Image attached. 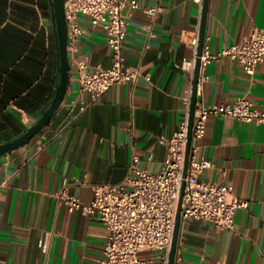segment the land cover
<instances>
[{
    "label": "crops",
    "instance_id": "obj_1",
    "mask_svg": "<svg viewBox=\"0 0 264 264\" xmlns=\"http://www.w3.org/2000/svg\"><path fill=\"white\" fill-rule=\"evenodd\" d=\"M139 1L163 10L133 13L124 52L127 65L152 82L117 84L94 103L71 56L68 93L51 123L0 156V264H101L108 229L81 210L71 212L60 192L90 202L95 185L125 180L136 154L142 168L163 170L168 147L159 138L173 136L186 114L204 0ZM82 19L88 31L75 57L111 67L106 33ZM256 28L264 29V0H210L205 47L222 52ZM45 33L55 42L52 12L40 0H0V145L34 126L58 88L59 61L46 64ZM206 72L198 102L232 103L248 94L264 109V62L254 77L229 57L213 60ZM201 155L214 164L204 178L233 186L251 205L237 211L235 229L198 219L182 224L176 264H264V122L213 117ZM161 253L144 256L159 263Z\"/></svg>",
    "mask_w": 264,
    "mask_h": 264
},
{
    "label": "built area",
    "instance_id": "obj_2",
    "mask_svg": "<svg viewBox=\"0 0 264 264\" xmlns=\"http://www.w3.org/2000/svg\"><path fill=\"white\" fill-rule=\"evenodd\" d=\"M65 6L69 53L79 67L82 89L91 93L94 103L117 84H138L143 80L152 82L150 74L127 65L124 45L133 13L145 9L155 16L163 10L162 7L145 8L139 0H66ZM82 17L88 18L93 28H101L106 33L113 52L111 67L101 64L93 66L89 60L75 57L80 50L81 38L88 31ZM193 44L197 52L190 66L193 75L183 96L185 117L173 136L162 135L159 138L160 143L168 147L163 170L154 172L142 168L141 157L136 154L125 180L117 184L95 185V195L90 202L70 194L66 188L60 192L61 200L71 212L81 210L90 217L98 218L108 229L101 264H169L184 182L182 224L190 219H198L210 222L218 229H235L237 211L251 205L250 200L236 194L233 186L205 179V170L214 164L201 155L203 140L213 117L231 115L242 121L264 122V109L259 108L248 94L239 96L232 103L198 102L188 174L184 176L200 45L199 31ZM221 57L240 62L245 71L254 77L264 62V29H254L249 37L219 53H212L206 46L199 88L210 80L207 66ZM148 251H161V261L156 263L154 259L144 256Z\"/></svg>",
    "mask_w": 264,
    "mask_h": 264
},
{
    "label": "water",
    "instance_id": "obj_3",
    "mask_svg": "<svg viewBox=\"0 0 264 264\" xmlns=\"http://www.w3.org/2000/svg\"><path fill=\"white\" fill-rule=\"evenodd\" d=\"M65 1L66 0H51V4L53 7V21L55 26V34L58 43L59 60H60V67H59L60 80H59L58 88L56 90L55 97L43 112L42 117L34 126L28 128V130L25 133L20 135L15 140L0 145V156L9 152H13L15 149H18L30 143L42 129H44L46 126H48L51 123L53 117L58 113V111L60 110L61 106L63 105L66 99L70 84L72 61L68 48L69 25L67 20ZM209 6H210V0H204V13H203L201 35H200V46H199L197 65H196L195 81H194V96H193L191 124H190L189 147H188L186 168L184 172L185 177L188 174L193 129L196 120L198 91H199V83H200L201 68H202V56L204 54V49L206 45ZM185 186H186V182H184L183 185L181 204L177 216L176 230H175L173 246L170 254L169 264L177 263L178 248H179L180 236L182 231V205H183V198L185 193Z\"/></svg>",
    "mask_w": 264,
    "mask_h": 264
},
{
    "label": "trees",
    "instance_id": "obj_4",
    "mask_svg": "<svg viewBox=\"0 0 264 264\" xmlns=\"http://www.w3.org/2000/svg\"><path fill=\"white\" fill-rule=\"evenodd\" d=\"M40 3L43 4V7H44L46 14H48V12L51 11L52 15H53V7L51 4V0H40ZM54 36H55V38H54L55 42H52V40H49L46 33L44 36L45 49H46V64L52 62L53 58L55 57V59H58L59 67H60L59 49H58L56 34ZM55 94H56V91L54 92L50 102L47 105H49L52 102V100L55 97ZM46 107H48V106H46Z\"/></svg>",
    "mask_w": 264,
    "mask_h": 264
}]
</instances>
